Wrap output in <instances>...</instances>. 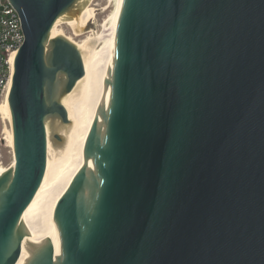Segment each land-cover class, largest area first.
I'll use <instances>...</instances> for the list:
<instances>
[{
	"label": "water",
	"instance_id": "obj_1",
	"mask_svg": "<svg viewBox=\"0 0 264 264\" xmlns=\"http://www.w3.org/2000/svg\"><path fill=\"white\" fill-rule=\"evenodd\" d=\"M8 1L24 42L4 98L0 264H264V0H122L86 167L33 236L22 215L85 75L52 29L87 0Z\"/></svg>",
	"mask_w": 264,
	"mask_h": 264
},
{
	"label": "bare ground",
	"instance_id": "obj_2",
	"mask_svg": "<svg viewBox=\"0 0 264 264\" xmlns=\"http://www.w3.org/2000/svg\"><path fill=\"white\" fill-rule=\"evenodd\" d=\"M87 15L88 9L85 8L82 12V18L86 19ZM117 16H113L111 26L104 29L106 33H104L103 41L105 42L100 48L93 46L91 38H87L79 44L66 37L67 40L74 43L84 52L85 75L64 102L72 122L70 128L64 132V145L53 148L48 143V157L44 178L36 195L22 215L26 236L37 234L43 222V213L55 194L59 190L68 187L74 181L76 175L86 167L84 149L92 133L112 61ZM74 19L78 20V17ZM72 21L73 19L68 22ZM57 25L52 29L53 37L60 35L56 28ZM105 68H107L106 71H103ZM1 114L5 122L10 125V114L6 103L1 106ZM5 132L12 148L11 129L7 127Z\"/></svg>",
	"mask_w": 264,
	"mask_h": 264
},
{
	"label": "rangeland",
	"instance_id": "obj_3",
	"mask_svg": "<svg viewBox=\"0 0 264 264\" xmlns=\"http://www.w3.org/2000/svg\"><path fill=\"white\" fill-rule=\"evenodd\" d=\"M121 0H87L84 9H88L86 19L82 18V12L78 16V20L73 19L72 22H60L56 26L60 35L69 37L76 43H82L85 39L91 38V42L95 48H100L105 41V28H109L112 23V17L118 15ZM108 65V64H107ZM106 65V67H107ZM105 68L103 71H106ZM10 128L5 120L0 119V174L6 170L12 163L11 146L5 132L6 128ZM58 144H63L60 142Z\"/></svg>",
	"mask_w": 264,
	"mask_h": 264
},
{
	"label": "built area",
	"instance_id": "obj_4",
	"mask_svg": "<svg viewBox=\"0 0 264 264\" xmlns=\"http://www.w3.org/2000/svg\"><path fill=\"white\" fill-rule=\"evenodd\" d=\"M24 42L20 18L8 0H0V119L12 74V60Z\"/></svg>",
	"mask_w": 264,
	"mask_h": 264
}]
</instances>
